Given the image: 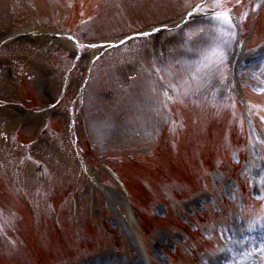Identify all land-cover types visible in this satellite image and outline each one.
<instances>
[{
  "label": "rangeland",
  "instance_id": "obj_1",
  "mask_svg": "<svg viewBox=\"0 0 264 264\" xmlns=\"http://www.w3.org/2000/svg\"><path fill=\"white\" fill-rule=\"evenodd\" d=\"M83 1L89 2V10L97 14L96 22L90 27L86 26L71 43L58 37L59 33H65L63 27H72L74 23L69 20L70 11L61 5L62 0L58 5H52L48 0H33L30 4L38 8V15L31 13L30 4L21 3L22 13L17 12L15 17L10 13L12 10L16 13L13 6L16 0L14 3L0 0V30L3 31H0V49L3 50L1 56L5 52L9 54V62L2 63L4 67L0 68V103H3L0 108V149L6 150L9 142L5 139L12 140L17 130H20V135L32 142L31 158L40 161L37 171H42L44 167L48 171L47 176L50 178L46 176L44 184L52 182L71 186L70 194L74 196L71 207H83L90 217L99 222L104 220L112 228L120 230L131 246V253L122 251V254H119L111 250L72 264H170V261L178 263L181 255L185 256L184 253L187 258L183 260H187V264H264V214L260 220L249 219L241 214V188L236 180L231 178L235 169L230 167L223 174L213 175L211 181L213 186L215 184L214 190H209L207 184L206 168L212 166L211 161H220L225 153L226 140L221 139L225 121H221L218 116L209 115L210 113L195 107L194 104H186L181 110L189 121V127L180 137L178 148L169 150L168 147H159L157 152L154 151L146 157L135 153L138 166H128V160L133 158L132 153L149 140L147 130L153 129L157 120V110L148 100L147 90L140 88L144 83L132 84L135 86L127 100L120 89L124 87L122 82L129 81L123 69L104 68L96 72L93 87L90 88L85 103V94L81 95L90 63L95 56L103 54L99 48L93 47L100 42L99 39L119 36L118 34H124L129 26H139L142 23H169L178 15L174 6L170 5L171 3L159 5L160 3H153L151 0L147 4L142 3L145 0H118L120 7L113 4L112 0H108V3L107 0ZM251 4L254 6L247 8L248 11L255 14L259 28L260 25L264 27V1L256 0ZM57 10L59 16L55 18ZM42 19H47L48 25L43 22V25L37 24L38 20ZM195 20L196 18L193 19ZM11 28H15L17 34L34 28L42 38L34 44L35 47L17 46L9 40L11 34L5 33ZM160 34L148 41V52L155 62L160 59L159 51L165 48L163 38L166 36L162 32ZM261 37L264 41V34ZM200 39L201 37L198 41ZM17 42L22 43L24 40L19 39ZM205 42L207 45L200 48L204 56L212 48L215 51L221 48V42H217L213 36L205 39ZM229 46L231 60L239 55L233 68L229 67L231 75L221 76L214 71L209 84L216 86L221 78L231 83L232 95L222 94L221 102L224 106H233L234 99L241 98V88H248L249 100L243 103L251 119V140L246 162L238 177L248 182L252 198L259 202L264 198V66L263 62L249 64L246 60L247 70L242 67L240 69L238 65L244 48L237 49L234 43H229ZM11 47L13 49L9 50ZM183 54L184 57L187 56V53H181ZM181 55H168L165 62H170L165 66L164 75L178 90L186 84L192 91H196L197 85L205 83L201 81L202 74L203 71L209 72L213 66V55H208L210 57L202 64L197 62L191 65L183 61ZM191 55L192 52L188 56ZM219 58L223 59V56ZM68 60L74 64V68L62 86L63 76L61 77L52 65L54 64L55 68H63ZM172 68H176L177 74L171 73L174 72L170 70ZM123 74L125 77H122ZM252 107L255 108L254 111ZM80 122L81 130L78 125ZM50 123L52 127H48ZM53 129L60 132L65 139L71 138L75 133L80 139L82 134V139L77 145L80 151L87 150L83 142V138L87 140L85 136L92 142H97L98 148L97 145L93 148L97 155L90 156L92 165L86 160L87 170L85 168L79 171L75 184L72 183V175L77 160H72V156L67 154L66 158L63 151L60 152L57 139H48L47 135ZM139 134L146 137L138 138ZM152 147L156 149L154 145ZM104 154L116 160L112 161V165L124 175L135 195L141 194L138 196L139 200H142L139 182L145 176H151L157 182L167 181L172 184V188L166 187L160 193H153L156 200L154 210L159 217L165 214L167 217L162 219L163 221L158 220L159 226L163 227L154 239L148 241L149 258L143 255L136 238L140 230L136 225H130L125 208L127 199L123 191L107 189L102 181L107 178L102 159ZM224 161L228 164L226 155ZM1 163L4 166L3 161ZM190 165L192 167L189 168ZM27 188H30V184ZM113 188L116 189L114 185ZM197 192L199 194H196ZM30 195L33 199V195ZM84 199L89 202L91 200L87 207L83 205ZM67 201L65 208H69L70 199ZM225 202L236 204V208L233 205L228 207L227 203L224 207ZM204 219H207V224H200ZM180 226L190 229V233L191 230L195 234L202 233L213 249L206 255L195 256L193 238ZM46 240L47 246L52 247V243L49 244L48 239ZM256 247L258 250H254ZM238 248H242L240 252L237 251ZM175 251L177 253H174ZM51 252L52 250L44 249V254L52 259L54 256ZM45 263L44 261L43 264Z\"/></svg>",
  "mask_w": 264,
  "mask_h": 264
},
{
  "label": "snow or ice",
  "instance_id": "obj_2",
  "mask_svg": "<svg viewBox=\"0 0 264 264\" xmlns=\"http://www.w3.org/2000/svg\"><path fill=\"white\" fill-rule=\"evenodd\" d=\"M214 6H215V7H221V0H215V2H214ZM188 15L191 16V15H193V13L189 12ZM215 18H216L217 20H221V21H223V22H225V23H227V24H229V25H231V23H232V21H231V17H230V15H229L228 12H217V13L215 14ZM199 31L202 32L203 29H200ZM192 35H193V34H191V33L189 34V38H190V39L192 38ZM211 55L215 56V55H217V52H216L215 50H212ZM169 98H170V97H169Z\"/></svg>",
  "mask_w": 264,
  "mask_h": 264
},
{
  "label": "bare ground",
  "instance_id": "obj_3",
  "mask_svg": "<svg viewBox=\"0 0 264 264\" xmlns=\"http://www.w3.org/2000/svg\"><path fill=\"white\" fill-rule=\"evenodd\" d=\"M248 243H249V242H248ZM234 247H236V246H234ZM234 247H233V248H234ZM241 249H242V248H238V249H237V251H238V252H240V251H241Z\"/></svg>",
  "mask_w": 264,
  "mask_h": 264
}]
</instances>
